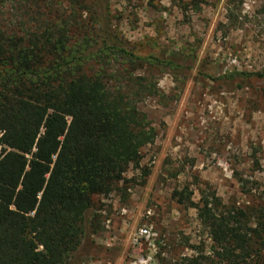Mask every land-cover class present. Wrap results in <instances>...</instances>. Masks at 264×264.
<instances>
[{
  "label": "rangeland",
  "instance_id": "374dc122",
  "mask_svg": "<svg viewBox=\"0 0 264 264\" xmlns=\"http://www.w3.org/2000/svg\"><path fill=\"white\" fill-rule=\"evenodd\" d=\"M92 2L0 0V29L22 37L68 24L72 45L89 36V52H97L104 19L94 23ZM228 9L237 17L231 24ZM109 19L127 52L142 60L113 55L110 65L91 61L84 69L155 86L159 95L143 96L139 108L157 138L143 150L140 168L125 175L137 185L120 184L94 199L98 232L73 264H187L212 254L214 244L197 209L179 205L175 191L188 189L195 205L209 202L217 216L264 211V0H244L242 7L229 0H110ZM166 50L189 58L177 67L152 62L166 59ZM238 74L251 75L242 78L249 85L232 90L228 78ZM145 228L149 238L141 236Z\"/></svg>",
  "mask_w": 264,
  "mask_h": 264
},
{
  "label": "trees",
  "instance_id": "16d2710c",
  "mask_svg": "<svg viewBox=\"0 0 264 264\" xmlns=\"http://www.w3.org/2000/svg\"><path fill=\"white\" fill-rule=\"evenodd\" d=\"M229 3L242 7L244 0ZM89 13L95 24L104 19L101 47L92 53L89 36L71 44L68 24L22 37L0 29V133L7 148L0 158V264H73L82 257L98 232L94 199L109 197L120 184L137 185L125 175L140 168L143 150L156 141L155 129L139 108L143 96L159 95L155 86L132 78L136 88L130 89L132 80L104 68L85 71L91 61L110 65L113 55L134 64L142 60L113 33L110 0H93ZM236 18L228 9V22ZM165 54L166 59L154 57L152 62L177 67L189 58L170 50ZM237 76L228 78L231 89L247 88L248 80L242 78L251 75ZM239 182L246 192L247 182ZM193 195L185 189L173 198L197 209L214 245L212 254L184 263L264 262V211L217 216L209 202L195 205Z\"/></svg>",
  "mask_w": 264,
  "mask_h": 264
},
{
  "label": "built area",
  "instance_id": "2783aa9c",
  "mask_svg": "<svg viewBox=\"0 0 264 264\" xmlns=\"http://www.w3.org/2000/svg\"><path fill=\"white\" fill-rule=\"evenodd\" d=\"M2 137L3 134L0 133V158L3 156L4 151L7 150V148L1 143ZM141 236L149 238L151 236V230L149 228H145L144 230H141Z\"/></svg>",
  "mask_w": 264,
  "mask_h": 264
}]
</instances>
